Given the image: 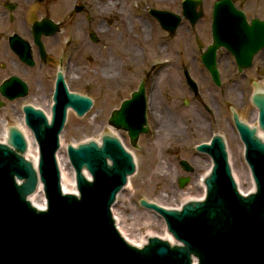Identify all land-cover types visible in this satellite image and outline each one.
Returning <instances> with one entry per match:
<instances>
[{
    "label": "water",
    "instance_id": "water-1",
    "mask_svg": "<svg viewBox=\"0 0 264 264\" xmlns=\"http://www.w3.org/2000/svg\"><path fill=\"white\" fill-rule=\"evenodd\" d=\"M200 3L185 0L182 4V13L192 25L202 15L201 11L195 12ZM153 14L170 32L180 22V16L171 12L160 10ZM212 37L213 44L203 60L216 80V48L227 47L239 70L250 66L259 43L264 44V22L252 19L248 23L231 0H219L213 7ZM19 55L32 64L25 47ZM0 93L14 99L25 96L27 89L20 79L11 77L1 84ZM53 101L50 123L41 110L23 106L25 123L39 147L37 169L30 157H24L27 145L20 128L10 123L7 144L0 143V264H264V142L236 114L234 121L245 144L255 192L246 196L238 192L224 145L218 138L210 146L200 145L198 150L213 158L211 172L204 180V200L189 201L176 210L160 207L158 202L149 203L152 200L146 199L147 202L143 196L137 198L142 206L164 218L168 232L179 243L171 245L163 240L165 236L148 238L153 234L147 233V244L138 248L120 235L110 209L135 170L132 156L116 137L107 134L102 136L101 145L90 141L73 147L67 143L79 195L63 194L55 157L59 134L67 108L82 116L91 101L69 92L61 73L57 75ZM252 102L258 108L259 125L264 132V93H255ZM228 107L236 110L230 102ZM109 122L128 131L131 144L136 146L138 135L146 131L141 87ZM103 133L111 134L106 129ZM89 139L93 137L80 142ZM83 168L91 179L83 174ZM187 180L182 179L180 185ZM39 183L47 201L46 210H42L46 204L42 191L32 194ZM29 195L32 204L27 199Z\"/></svg>",
    "mask_w": 264,
    "mask_h": 264
},
{
    "label": "rangeland",
    "instance_id": "rangeland-1",
    "mask_svg": "<svg viewBox=\"0 0 264 264\" xmlns=\"http://www.w3.org/2000/svg\"><path fill=\"white\" fill-rule=\"evenodd\" d=\"M233 1L236 6L246 13L248 19L259 16L258 11L255 9L254 0ZM214 2L215 0H203L204 15L197 21L195 26L191 27L187 20L182 19L176 32L168 37L156 20L147 14L146 9L143 7L145 4L143 0H130L125 3L127 5L126 8L124 3L121 5L124 7V11L121 13L123 16L114 19L117 23V28L89 29V31H94L99 38L97 44H93L87 34L84 36V40L80 36L79 39H75L72 35H70L72 38H64V42L69 43V46H72L75 40L83 41V58L87 61V56H90L91 67L95 70L94 77L96 79H88L85 86L80 87L76 85L77 70L72 68L71 75L69 74L68 84L70 88H76L79 92H87L94 99V107L82 117H78L73 111H69L64 129L60 135L59 152L61 159L63 164L66 160L67 166L71 168L66 156L67 143L78 144L81 140L92 137L94 140H98L105 129L123 140L134 157L136 171L130 177L125 188L118 194L112 212L114 216L118 217L120 225L134 231L133 235L135 237L131 238L136 243L141 239L147 240V233L159 236L164 234V230L167 232L163 219L152 210L142 207L137 199L138 196H143V199L162 202L169 207H176L189 197H197L200 194V187L196 184L197 180L206 172V166L203 167L201 164L207 161L198 160L193 163L195 164V172L190 175L188 185L181 188L177 182L180 172L176 173L174 167L176 166V158L180 157L178 155H180L183 146L176 140L165 137V130L162 129L161 125L158 129L159 131H157V127L152 125L150 128L151 134L141 136L138 143L139 148L132 147L123 131H116L107 124L110 110L114 106H118L126 95L119 88L116 99H112V95H114L112 92V80H120L121 75L127 68H132L134 85L139 82L143 73L149 76L152 75L155 78L160 76V70L165 69L169 76L177 78L178 75L181 83L177 85L174 81V90H176L175 101H173L169 92L165 93V95L161 92L159 95L154 93L155 97L149 95L148 115L150 120H148V124H151L152 116L157 117L158 120L161 117L164 119L165 126L174 121L177 127L175 129L178 132L181 134L183 132L191 133L197 123L200 122L198 119L199 115H207L202 108V104H207L212 111L215 110V104L212 101V96H209L207 92L194 99L192 94L184 87L183 75L179 76V72L173 71L169 66L170 64H178L181 65L180 69L187 68L189 71L194 66L197 68L202 67L199 58L210 42L212 6ZM160 9L180 13L181 0H160ZM261 14L264 16V9L261 10ZM220 52L223 53V56L226 55L225 50L220 49ZM226 56L229 60L230 69V79L228 81L230 88L229 102L230 105L236 108V111H239L241 101V91H239V86L237 85L239 73L232 63L233 57L231 54ZM81 59L82 56L79 57L77 55L73 60L77 63ZM253 63L252 69L260 68L262 75H264V65H258L256 60ZM14 66L0 60V83L10 73H18L23 78L27 77L29 79L31 90L27 97L13 100H8L0 95V101L2 102V105H0V119L5 120L7 128L10 123L14 125L20 123L18 116L20 113L23 115V103H30L43 110L47 101L51 100L52 87L50 88L49 80L42 84L45 92L36 95L32 90L37 79L44 80L45 75L51 74L52 71L49 66L43 65L39 67L37 63L29 72L19 71L20 68L23 69L22 66L19 68ZM89 73L93 75V70ZM198 74H200L199 71L196 75ZM256 78L252 74V79L255 80ZM260 80H264V77L262 76ZM152 84L150 82V88ZM180 86L181 90H179ZM182 87H184L183 90ZM160 89H164L163 85ZM248 92H251V88L248 89L246 94ZM248 96L249 94L246 95V102ZM185 99L188 100L187 104H184ZM156 103L160 105L159 110L155 109V105L150 110L151 104ZM161 107L165 109V112H163ZM169 109L174 113L169 114ZM244 109V118L250 119L251 105L246 104ZM228 110L229 126L224 137L227 142L229 161L232 172L237 176L238 186L245 191L248 189L249 184L244 170L245 168L248 169V166L243 159V151L240 152V148L243 145L238 138L236 130L232 128L231 110L229 107ZM1 130L2 125L0 124V132ZM158 132H160V136H158ZM195 140L194 138L189 140V148L187 149L192 148ZM182 155L181 157L190 156L189 154L186 155V153ZM30 156H32L31 153ZM187 159H191V157ZM170 238L173 241L171 236Z\"/></svg>",
    "mask_w": 264,
    "mask_h": 264
},
{
    "label": "flooded vegetation",
    "instance_id": "flooded-vegetation-1",
    "mask_svg": "<svg viewBox=\"0 0 264 264\" xmlns=\"http://www.w3.org/2000/svg\"><path fill=\"white\" fill-rule=\"evenodd\" d=\"M128 1L130 0H0V60L10 63L13 66L15 65L14 67L19 68L22 66L23 69L20 68L19 71L23 70L25 72H29V70L34 68L37 63L39 67L43 65L49 66L52 71L51 74L47 76L45 75L43 78L44 80L37 79L34 83L32 90L36 95L45 92V89L42 86L44 82L49 80L50 88L53 86L56 73L60 68L64 73L66 82L69 81V74L71 75L72 68L76 69V85L84 87L88 79L92 80L95 78V70L91 67L92 62H90V60L85 61L83 58V41L80 42L75 40L73 45L69 46V43L64 42V38L71 37L70 35H72L75 39H79L80 36V38L84 40V36L92 32V30L89 31V29L117 28V23L114 19L123 16L121 13L124 11V7L121 5L122 3L125 5ZM143 1L145 2L143 7L146 9L149 16H151L149 13L150 9H160V0ZM254 1L255 9L258 11L259 17L264 19V16L261 14V10L264 9V0ZM126 7L127 5H125V8ZM51 29L55 31L52 34H47ZM38 42L43 45V53L40 50ZM12 44L16 47L20 44L28 46L35 65L29 67L26 63H23L12 49ZM221 50H225L226 55L229 54L226 49ZM77 55H79V57L82 56V59L76 63L73 59ZM226 55L223 56V53H219V51L217 52L216 65L220 79L219 85L214 83L210 73L202 64L201 58L199 61L202 67L197 68L194 66L190 71L187 68L180 69L181 65L178 64H170L169 66L173 71H176L177 73L179 72V76L183 75L184 72L188 70L197 84L198 93L194 97L197 98L199 95L207 92L209 96H212V101L215 104V110L213 111H210L205 106L207 115H199L198 119L200 122L197 123V126L191 133L183 132L181 134L178 132V130L175 129L177 127L174 121L165 126L164 119L161 117L158 120L157 117L152 116L151 124H148V120H150V116L148 115L149 95L155 97V94L159 95L160 92L164 95L169 92V94L171 93L170 95L172 96L173 101H175L174 97L176 96V90H174V81L177 85H180L181 83L178 75L177 78L169 76L165 69L160 70V76L155 78L152 75L149 76L143 73L136 85H134L132 78V68H127L123 74L119 71V73L122 74L120 80H112V92L114 94L112 95V99H116V94L119 88L126 93L124 97L125 99L132 95L140 83H143L147 99L146 113L148 131L146 134H151L150 128L152 125L157 127V131H159L158 129L161 125L162 129L165 130V135L163 134L165 137L172 138L183 146L182 151H179L180 157L183 156L182 154H189L190 156L186 157H191L189 161L191 160L190 162L192 164L194 163L192 160L195 156H199V160L207 161L208 157L206 155L199 154L195 151V145L197 143H195L191 149L187 148H189L188 144L191 138L196 139L193 142H197L198 139H200V141L209 140L214 133L225 136V132L229 126L228 102L230 90L228 82L230 79L229 60ZM254 60H256L258 65H264V49L256 53L253 62ZM232 63L235 66L234 60ZM253 65L254 63L250 68L239 73L237 85L239 86V91H241V101L239 111L237 112L244 122L256 126L257 120H254L253 118L255 107L252 104L251 96L258 88L264 90V83H261L260 80L264 75H262L260 68L252 69ZM92 70L93 75L89 73L90 71L92 72ZM198 71L200 74L196 75ZM252 74L257 77L255 80L252 79ZM12 75H17L22 78L26 82L30 93L31 87L29 85V79H27V77L23 78L21 74L19 75L18 73H10L4 79ZM150 82L153 83L151 88ZM162 85L164 89H160ZM184 87H186L187 91L191 92V89L186 83ZM184 87H182V90ZM249 88H251V92L247 93L249 96L247 97L246 102V92ZM71 89L76 90V88ZM179 90H181V86L179 87ZM83 93L88 94L87 92ZM246 104L251 105L252 108L249 114L250 119H246L243 116ZM154 105L155 109L159 110L160 105L158 103L151 104L150 110L154 108ZM117 107L118 106H114L111 110H115ZM162 109L163 112H165V109ZM168 113L173 114L174 112L169 109ZM157 134L160 136V132ZM175 167L176 171H174L177 173L180 167L179 165V168L177 165Z\"/></svg>",
    "mask_w": 264,
    "mask_h": 264
},
{
    "label": "bare ground",
    "instance_id": "bare-ground-1",
    "mask_svg": "<svg viewBox=\"0 0 264 264\" xmlns=\"http://www.w3.org/2000/svg\"><path fill=\"white\" fill-rule=\"evenodd\" d=\"M51 103H52V101L51 100H48L45 108L43 109L48 117L50 116V104ZM256 116H257V114H256V111H255L254 112V117H253L254 120H256ZM18 118H19L20 123H18L16 125L23 132L24 137L26 138V141H27V145H28L26 157H28V158L30 157V159L32 160L33 164L36 165L37 158H38L37 145L33 142V138L31 136L29 130L24 126V124H23V115L21 113L19 114ZM0 124L2 125V130L0 132V142H4V141H6V137H7V133H8L7 127L5 126V120L4 119H0ZM242 151H243V148L241 146L240 152H242ZM30 153L32 154V156H30ZM199 159H200L199 156H195V157H193V162L196 163V161H198ZM57 162H58V165H59V168H60L61 186H62L63 191L64 192H68V193L69 192L70 193H76V186H75V181H74V173H73V170L67 166L66 160H65V163L63 164V161L61 159L60 152L57 153ZM201 165L203 167L206 166V171L208 172V169L210 167V161L205 162V163H203ZM244 171H245L244 174L246 175V178L248 179L247 182H248L249 186H248V189L245 190V191L241 190L240 186H239V188H240V190L243 193H246V192L252 191L254 189V183L252 181V178L249 175L248 169L245 168ZM204 175H201L199 177V179L197 180V183L196 184L200 187V194L197 197H195L194 199H202L205 196V187H204V182L202 180L203 177H204ZM233 175H234V178H235L236 182L239 184L236 174L233 173ZM152 202H158V204L161 205V206L169 207V206H166V205H164V203L159 202V201H152ZM180 205H181V203L179 205H177L176 207L179 208ZM115 219L117 221V226H118L119 231L121 232V234L123 235V237L128 242H130L132 244L139 245V244H142V243H144L146 241L145 239H141L137 243L134 242V240L131 238V237L134 236L133 235V232L134 231L131 230L130 228H127V227L123 226V225H120L119 224V221H118L119 219H118V217L116 215H115ZM166 233L167 232H165V230H164V234L163 235H159V236L161 238H163L165 236V239L166 240L172 242V239L170 238L169 234L168 233L166 234Z\"/></svg>",
    "mask_w": 264,
    "mask_h": 264
}]
</instances>
